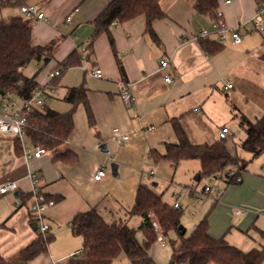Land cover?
Returning <instances> with one entry per match:
<instances>
[{"label":"crops","instance_id":"0c3cea01","mask_svg":"<svg viewBox=\"0 0 264 264\" xmlns=\"http://www.w3.org/2000/svg\"><path fill=\"white\" fill-rule=\"evenodd\" d=\"M110 1L20 0L18 5L0 9V19L26 16L20 10L22 4L36 5L45 14L47 20L31 17L33 44L45 46L55 42V46L47 56L48 63L44 59L34 60L24 72L35 77L39 85L49 87L46 102L49 107L58 110L60 101L70 103L67 110H58L61 112L74 107L66 100L69 89L84 86L92 112L91 121L83 103L75 106V128L61 147L79 154L75 163L55 160L50 150L40 157H27L25 150L29 148L24 139L35 147L27 136L18 139L17 145V136L0 132V185L9 180L19 184L16 191L0 192V255L7 263L17 262L21 250L40 233L31 213L34 188L47 199L56 200L44 215L53 240L48 252L27 264H51V259L61 263L81 250L83 238L76 239L78 235L71 228V221L78 213L97 208L107 221H126L131 225L134 216L130 210L138 185L147 183L157 192L154 187L157 182L151 178L152 170L148 179L141 178L138 184L126 186L123 162L154 161L159 168L172 166L175 172L182 166L181 161L174 164L153 157L154 152H165L166 143L178 141L174 119L180 120L194 144H212L221 139L220 132L228 127L227 148L234 156L249 160L241 171V180L213 187L202 201L198 197L202 190L198 187L201 165H195L189 172L194 176L184 188L193 189L188 196L190 200L212 202L208 220L213 238H224L244 251L261 249L264 247V154L253 158L241 146L247 137L241 117L255 121L264 114V31L252 30L258 2L219 0V11L228 31L223 39L213 32L209 34L208 39L223 44L220 52L211 53L195 38L202 29L213 27L212 20L196 10V0H160L166 16L153 22L158 40L147 31L145 15H139L111 25L114 48L107 33L100 34L92 43L94 20ZM68 15L71 21L67 20ZM237 27L243 36L240 43L233 42L232 37ZM72 53L81 57L80 62L64 69L61 64ZM162 59L171 61L165 69L161 68ZM58 66L63 72L53 84L49 73ZM98 68L103 71L102 77L93 75ZM166 73L172 76V81L165 80ZM121 80L132 83L136 97L132 105H127L121 97ZM229 84L233 86L228 87ZM116 127L130 136L128 141L119 143L113 138ZM105 141L113 151L110 156L100 148ZM107 158L119 159V177L106 169L103 179L93 180L98 169L106 166ZM185 160L200 164L197 159ZM174 195L175 202L185 198L179 191ZM237 210L241 213H236ZM141 223L140 217L138 227ZM182 227L187 233V228ZM137 236L140 242L146 240L143 232L138 231ZM170 237L177 235L171 232ZM166 238L163 243L157 239L150 249L151 256L163 264L169 262L172 254ZM112 264H131V260L123 255Z\"/></svg>","mask_w":264,"mask_h":264},{"label":"trees","instance_id":"16d2710c","mask_svg":"<svg viewBox=\"0 0 264 264\" xmlns=\"http://www.w3.org/2000/svg\"><path fill=\"white\" fill-rule=\"evenodd\" d=\"M256 1L258 4L264 3V0ZM18 4L20 0H0V9ZM195 8L214 22L217 20L219 0H196ZM139 15H145L147 31L158 40L153 22L166 16L160 0H111L94 20L92 43L100 34L107 33L114 48L111 25ZM32 32L31 17L14 15L0 19V97H8L11 91L13 96L26 99L32 96L39 85L35 77L25 74V68L34 60L45 59L54 48L55 42L45 46L35 45ZM199 41L202 47L211 53H218L223 48V44L208 38H200ZM80 59L77 53H72L61 66L67 69L69 66L77 65ZM118 65L124 72L120 61ZM59 77L53 79V84ZM66 100L74 104L69 111L61 112L46 105L43 110L36 109L30 113L26 136L33 145H42L53 151L55 160L75 163L79 159V154L73 149L61 147L67 143L75 128V106L83 103L91 121L92 112L84 86L70 88ZM241 124L247 130L242 148L251 152L253 158L264 154V114L255 121L242 116ZM173 127L178 141L166 143L163 154L154 152L153 157L157 161L167 160L178 164L185 159H197L201 165L199 172L201 179L220 178L228 185L241 180V171L246 168L249 160L234 156L227 148L226 138L212 144H194L179 119L173 120ZM18 139L19 137L16 138L17 145L20 144ZM210 211L204 215L190 235L181 234L179 228L182 225V206L175 207L174 203L169 204L163 199V195L155 192L149 184L140 183L130 210V215L142 218L140 226L133 227L126 221L109 222L97 208L78 213L71 221V228L75 235L83 238V246L80 253L68 258L67 263L112 264L114 260L125 255L131 260V264H163L150 254L152 245L158 239L154 225L156 223L164 238L169 237L172 246V254L166 264H262L264 247L244 251L224 238L216 239L209 234ZM139 230L145 235L144 242L138 239ZM171 232H175L177 237L171 238ZM52 240V234L48 233L45 237L39 233L21 250L17 262L7 263L0 255V264H27L38 255L48 252Z\"/></svg>","mask_w":264,"mask_h":264},{"label":"built area","instance_id":"2783aa9c","mask_svg":"<svg viewBox=\"0 0 264 264\" xmlns=\"http://www.w3.org/2000/svg\"><path fill=\"white\" fill-rule=\"evenodd\" d=\"M231 0H227V2H230ZM20 10L23 14H25L28 17L36 16L39 19L47 20L45 14L39 10V8L36 5H30V4H22L20 6ZM67 20L71 21V15L67 16ZM252 30L254 32H262L264 31V3L259 4L258 8L256 10V13L253 17L252 21ZM228 31V26L225 22V19L223 17V14L221 11H218L217 14V20L213 22L212 30L208 28H204L196 35V39L200 38H207L211 32L217 34L220 39H223L225 37L226 32ZM233 42L240 43L243 39L242 33L239 30V27H237L233 34ZM169 59H162L161 60V68L165 69L170 64ZM63 72V69L57 68L55 70H52L49 73V77L51 80L54 78L60 76ZM93 75L97 77L103 76L102 69L98 68L93 72ZM164 78L166 81L170 82L173 80L172 76L168 73L164 75ZM120 88V94L122 99L125 101L127 105H132L136 102L135 94L132 90V83L129 81L121 80L119 83ZM232 84H229L228 87H232ZM49 87L46 85H38L36 89L34 90V93L31 97L26 99L21 98H14V96L9 92L8 97H0V132L5 134H13L19 139L23 140V138L26 137V130L28 126V118L30 113L35 111L36 109L43 110L47 105V98H48V90ZM9 100V104L4 103V100ZM19 99V101L17 100ZM229 132L228 127H224L222 131L220 132L221 138H226L227 134ZM113 138L117 140L119 143H123L124 141H128L130 136L128 134H123L119 128L113 129ZM47 149L42 145H37L34 147L33 150L26 149L25 155L27 157H40L44 153H46ZM107 171L105 167H102L98 169V171L94 174L93 180L99 181L103 179V177L106 175ZM32 178L35 177V175H31ZM19 187V184L17 181L9 180L3 184L0 185V192L2 194L10 193L13 191H16ZM213 189V186L209 183H206L204 188L198 192V197L203 201L205 196L211 192ZM193 192V189L190 187L185 188L183 195L185 197L190 196V194ZM33 203L31 205V213H32V219L35 223L38 225V230L40 233L43 234V236H47L49 233V224L45 222L44 215L45 211L53 206L56 203L55 199H47L44 195L38 192L36 188L33 190ZM217 193L220 194L221 191L217 190ZM177 195V193H176ZM19 203H22L20 200ZM175 207H181L180 201L174 202ZM236 213H241V210H237ZM155 229L158 232V241L164 242V236L162 235L159 226L155 223ZM81 250H79L77 253H80ZM51 264H63L60 262H57L53 259H51ZM70 264V263H66Z\"/></svg>","mask_w":264,"mask_h":264},{"label":"rangeland","instance_id":"374dc122","mask_svg":"<svg viewBox=\"0 0 264 264\" xmlns=\"http://www.w3.org/2000/svg\"><path fill=\"white\" fill-rule=\"evenodd\" d=\"M14 98H17L14 96ZM19 101V99H17ZM4 103L9 104V100H4ZM59 107L58 110L65 111L66 106L70 105V103L67 102H59ZM26 142V146L30 149L33 150L34 146H32L27 139H24ZM111 153H113L112 150H110ZM107 153L108 156H110L111 153ZM108 162L105 166V169L109 170L112 173V167L111 163L112 162H117L119 163V159H108ZM121 162V161H120ZM129 162V163H128ZM128 162H123L126 166L125 169V181H126V186L132 185L134 183H137L140 181L141 178L143 179H148V173H151L153 170V178L152 180L157 182V185H155V189L159 194L163 195V199L168 202L169 204H173L176 200V197L174 193L176 191H179L181 194L184 192L185 188L184 185L185 183L189 182L191 179L190 175L191 173L190 170L193 169L196 165V167H199V163L195 162L193 160H182L181 164L182 166H179V168L174 172L172 166H167V167H158L157 163L146 161V160H140V161H132L128 160ZM197 163V164H195ZM187 180V181H186ZM151 181V182H153ZM206 182L211 184L214 189L215 188H220L221 185L227 186L226 181L220 178H207L203 177L199 183L198 187L200 189H203ZM182 205V217H181V224L184 225L187 228V233L186 235H190L192 231L194 230V226L198 224L200 219L203 217V215L208 211L210 208V204L212 202H206L202 203L198 199H193L190 200L188 197H185L184 200L180 201ZM140 221L139 216H134L132 220L130 221V224L132 226L138 227ZM139 232H143L139 230ZM141 234V233H140ZM76 239L82 241L81 236H75ZM166 242L169 243V237L166 238ZM68 262V258H64L61 260V263L66 264Z\"/></svg>","mask_w":264,"mask_h":264},{"label":"water","instance_id":"95a60500","mask_svg":"<svg viewBox=\"0 0 264 264\" xmlns=\"http://www.w3.org/2000/svg\"><path fill=\"white\" fill-rule=\"evenodd\" d=\"M44 61H45V63H48L49 58L46 57V58L44 59ZM100 148H101V150H102L104 153H109V152H110V149H109V143H108L107 141L101 143V144H100ZM111 167H112V173H113V175H115L116 177H119V170H118V168H119V164H118L117 162H112V163H111ZM195 179L198 180V179H199V175H197ZM34 225H35V228L37 229V228H38L37 223H34ZM179 230H180V233H181V234H185V229L182 227V225L180 226Z\"/></svg>","mask_w":264,"mask_h":264}]
</instances>
